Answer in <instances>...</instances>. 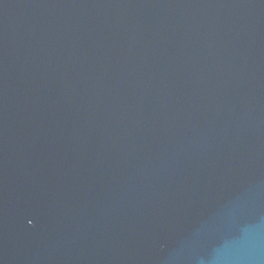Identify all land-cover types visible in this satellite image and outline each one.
<instances>
[{
	"label": "water",
	"instance_id": "1",
	"mask_svg": "<svg viewBox=\"0 0 264 264\" xmlns=\"http://www.w3.org/2000/svg\"><path fill=\"white\" fill-rule=\"evenodd\" d=\"M0 264H264V0H0Z\"/></svg>",
	"mask_w": 264,
	"mask_h": 264
}]
</instances>
